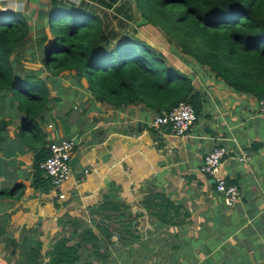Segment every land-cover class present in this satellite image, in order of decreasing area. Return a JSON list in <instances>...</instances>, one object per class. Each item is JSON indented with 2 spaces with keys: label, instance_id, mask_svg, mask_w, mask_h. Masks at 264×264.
<instances>
[{
  "label": "crops",
  "instance_id": "obj_1",
  "mask_svg": "<svg viewBox=\"0 0 264 264\" xmlns=\"http://www.w3.org/2000/svg\"><path fill=\"white\" fill-rule=\"evenodd\" d=\"M25 8L24 2L20 11ZM191 62L176 67L191 75L200 96L196 119L182 136L150 127L154 114L140 104L95 101L69 74L57 77L55 86L47 81L49 96L56 98L36 118L38 138L19 136L22 114L3 106L0 119L9 123L0 129V264H23L29 248L41 260L69 229L66 221L89 220L109 183L137 216L140 239L168 233L161 239L159 264H264V112L252 96L231 91ZM59 138L75 141L70 174L59 187L38 181L34 186L36 150ZM214 146L226 149L219 173L239 191L231 206L198 170ZM149 191L171 205V218L160 227L141 204Z\"/></svg>",
  "mask_w": 264,
  "mask_h": 264
},
{
  "label": "trees",
  "instance_id": "obj_2",
  "mask_svg": "<svg viewBox=\"0 0 264 264\" xmlns=\"http://www.w3.org/2000/svg\"><path fill=\"white\" fill-rule=\"evenodd\" d=\"M90 1L132 22L134 7L138 17L159 29L182 56L231 91L257 102L263 95L264 0H47L39 4L45 7L39 8L33 25L20 10L0 9V110L6 104L22 114L19 136H40L36 118L56 98L49 96L47 81L55 86L57 77L68 74L73 82L84 84L95 101L111 107L140 104L155 115L187 101L196 114L200 96L189 73L166 65L161 52L134 36L135 29L122 36L109 28ZM24 51L38 67L15 66ZM8 123L1 118L0 129ZM47 154V147H40L33 157L34 186L36 181L49 186L37 166ZM23 186L18 184L15 192ZM118 192V186L107 184L89 211V222L69 219V229L63 230L67 236H59L41 260L36 249H26L23 264H85L82 258L89 259L86 264H106V244L119 249L138 240L137 216ZM141 204L159 227L169 222L167 199L149 191ZM115 234L114 244L110 237Z\"/></svg>",
  "mask_w": 264,
  "mask_h": 264
},
{
  "label": "rangeland",
  "instance_id": "obj_3",
  "mask_svg": "<svg viewBox=\"0 0 264 264\" xmlns=\"http://www.w3.org/2000/svg\"><path fill=\"white\" fill-rule=\"evenodd\" d=\"M2 1L3 0H0V9H3V8H10L11 9L12 8L13 10H21V8H23L24 2H25L26 8H25L24 13H26L28 16H30V19L27 21V23L30 25H33V22L36 19V17H34V16H37V13L39 12L38 6L41 7V5H37V3L43 4L47 0H6V1H8V4L6 3L7 5L2 4ZM69 1L77 3L80 0H69ZM90 4L92 5L93 9L96 12H99V14L104 18V20H106L108 22L109 28L116 29L114 31H118L119 34H121L122 36L131 34L132 29H135L134 36L138 37L139 39H142L145 42H148L150 45L153 46V48L156 51L161 52L163 54V60H164V63L166 65H171L173 67H180V66L182 67V65L188 66V61H189L188 59L189 58L182 56L178 52L177 47L173 43L169 42L165 38V36L161 33V31H159V29H157L155 26H152L151 24L145 23V22L142 24H139V25H135V22H132L129 20L126 21V19L123 20L122 15L119 13L118 14L117 13L112 14L113 12L109 9H108L109 12L108 11L104 12L106 9L100 8V6L97 5L93 1H92V3L90 1ZM130 9H131L130 11H133V14H132L133 20H135V21L138 20L139 17H138L137 12H135V8L131 6ZM29 10H33V11L31 12ZM33 18H35V19H33ZM118 19H120L122 21V23H118ZM32 28L33 29L29 33V35L31 37L33 36V32L35 31V27L33 26ZM27 41H26V44L29 43V41L28 42ZM18 60L19 61H17L15 64V66L17 65L16 67L35 68V67H38V65H39L37 62L30 61L29 52H26V51L21 53ZM195 67H200V66L196 65ZM201 68H203V67H201ZM41 76H44V73L41 74ZM215 147H222V146H214L213 148H215ZM213 148H211L210 150H212ZM201 161H202V159H201ZM199 166H200V164H199ZM199 166H198V170L200 171ZM205 175H207V174H205ZM207 176L210 178L209 175H207ZM210 180H211V178H210ZM211 182H212V180H211ZM212 185H213V183H212ZM86 219L84 218L83 221L89 222V220L88 219L86 220ZM165 233H167V232L165 231ZM67 234H68V232L66 231V234H64V236H67ZM116 236L117 235L115 234V235H112L111 237H113V239L115 240ZM156 236H158L157 239H155L153 236L152 237L149 236V238H150L149 240H147L148 238L145 240H142L139 238L138 240H135L130 245L127 244L128 246L122 245L121 248H119V249L114 248V245H112V244H106V247L108 249V252L106 253V258H105L106 264H115V263L116 264H125V259H126L127 264H159V263H161V262H159V257H158L159 254L157 255V253L159 252V246H161V244H162L161 239L163 237H165V234L162 235L160 232H158L156 234ZM132 244H134V245H132ZM104 246H105V243H104ZM135 246H136V248H133ZM130 247H132L131 251H133V253L130 255L128 253V255H129V259H128V257H125V256L127 255V251H130L129 250ZM119 251H120V253H119ZM137 253L139 254L138 256H137ZM94 259L97 260V257ZM81 261H82V263L86 264V262H88L89 259L82 258ZM123 261H124V263H123ZM93 263H94V261H93Z\"/></svg>",
  "mask_w": 264,
  "mask_h": 264
},
{
  "label": "built area",
  "instance_id": "obj_4",
  "mask_svg": "<svg viewBox=\"0 0 264 264\" xmlns=\"http://www.w3.org/2000/svg\"><path fill=\"white\" fill-rule=\"evenodd\" d=\"M257 104L258 110L264 112V93ZM195 119L196 115L191 104L187 101H179L169 110L153 115L148 125L154 129L164 128L173 135L182 136L191 128ZM74 146L75 141L72 138H59L48 143V154L38 162L37 166L49 178L50 187H59L70 174L69 160ZM225 154L224 147L213 148L202 156L199 169L202 173L210 176L213 189L221 196L223 203L231 206L238 199L239 191L235 184L229 183L219 173Z\"/></svg>",
  "mask_w": 264,
  "mask_h": 264
},
{
  "label": "water",
  "instance_id": "obj_5",
  "mask_svg": "<svg viewBox=\"0 0 264 264\" xmlns=\"http://www.w3.org/2000/svg\"><path fill=\"white\" fill-rule=\"evenodd\" d=\"M144 22H145V19L143 17H139V19L135 21V24L139 25V24H142ZM188 76H189V78H191V75H188Z\"/></svg>",
  "mask_w": 264,
  "mask_h": 264
}]
</instances>
